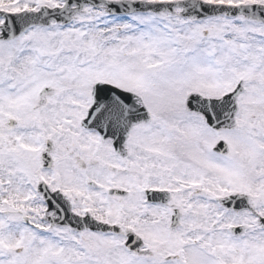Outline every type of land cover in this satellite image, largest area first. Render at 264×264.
<instances>
[{"label":"snow or ice","instance_id":"snow-or-ice-1","mask_svg":"<svg viewBox=\"0 0 264 264\" xmlns=\"http://www.w3.org/2000/svg\"><path fill=\"white\" fill-rule=\"evenodd\" d=\"M0 264H264V0H0Z\"/></svg>","mask_w":264,"mask_h":264}]
</instances>
